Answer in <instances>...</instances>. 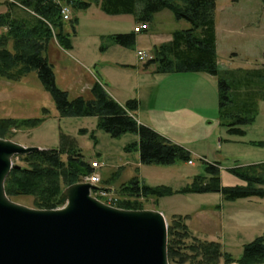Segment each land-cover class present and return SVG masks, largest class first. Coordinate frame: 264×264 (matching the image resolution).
I'll use <instances>...</instances> for the list:
<instances>
[{"label": "rangeland", "instance_id": "374dc122", "mask_svg": "<svg viewBox=\"0 0 264 264\" xmlns=\"http://www.w3.org/2000/svg\"><path fill=\"white\" fill-rule=\"evenodd\" d=\"M6 3L7 0H0V12L7 9ZM74 16L79 18V22L76 26V35H72L73 48L69 50L71 55H68V58L76 66L81 65L80 61L91 66L92 62L100 60L105 54L104 59L114 56L135 69L137 66L144 67L148 57L153 54L155 44L168 39L169 33L175 30L191 27L188 21L177 20L170 11H163L156 16L150 30L136 35L137 42L133 47L114 46L110 49L109 46L110 50L101 51L103 44L108 46L107 39L104 40L103 37L134 32L137 25L135 17L109 16L96 5L76 14L71 12L70 19ZM215 20L220 76L233 85V92L236 89L238 100H242V97L251 89L249 85L256 87L255 81L258 87L263 85V79H255L253 74L259 71L264 73V0H217ZM68 31L72 33L70 27ZM154 34H158L157 38L153 37ZM138 51L148 55L145 61L139 60ZM47 55L51 61H56L59 78L60 68L64 66V63L67 65L71 62H66L63 53L59 55L55 51H49ZM53 56L56 59H53ZM62 60L64 62L60 64ZM134 70L124 68L107 71L104 69L108 83H111L108 84L110 91L121 100L137 101L138 109L148 117L154 112L177 116L178 128L174 129L171 125L168 126V131H172L170 134L179 141V146L191 150L194 165L178 162L168 166H140L139 152L133 149L126 150L127 146L137 142L136 134L127 133L120 138H112L98 126L97 117H62L57 111L52 95L44 88L35 71L20 83L8 82L0 77V119L39 120L34 127L28 124L23 130L12 129L8 136L3 133L0 138L26 147L52 150L61 147L64 136H68L83 151L89 162L96 159L100 162L101 168L98 173L102 178V184H106V181L110 182L121 200L127 201L128 198L119 193V188L134 178H138L149 187L168 188L175 192L158 201L142 200L141 209H132L133 211L162 210L170 219H166L167 225L171 223L174 214L188 216V221L191 217L209 214V212L215 214L218 218L215 221L218 234L214 231L201 236V239L189 229L190 234L201 240L219 242L232 258L240 259L246 245L264 236V198L258 207L249 199L226 201L217 193L196 194L188 191L194 183L195 175L205 174L204 163L200 158L193 156L195 155L193 151L202 154L209 162L219 163V170L222 172L223 169L228 174L233 167L264 163V100L258 99L256 113L252 116L250 113L246 115L251 117V122L242 127L244 135L230 134L219 123L218 79L216 88H212L210 80L204 77L178 80L177 87H171L180 89L181 93L175 95L169 94L165 85L154 87L150 91L151 95L153 94L150 97L152 99L149 100L145 96L140 98V94L134 90L137 80ZM83 129L87 132L83 133ZM13 161L14 164L17 162V160ZM223 180L224 186L246 185L244 181L232 174L228 179L225 176V184ZM232 180L240 181V185H229ZM70 186L72 185L64 186L56 202L57 208L62 206L61 198ZM10 199L17 204L38 209L32 197L22 196ZM115 208L128 210L120 208L118 204ZM192 244L193 239H189L185 246Z\"/></svg>", "mask_w": 264, "mask_h": 264}, {"label": "trees", "instance_id": "16d2710c", "mask_svg": "<svg viewBox=\"0 0 264 264\" xmlns=\"http://www.w3.org/2000/svg\"><path fill=\"white\" fill-rule=\"evenodd\" d=\"M217 0H8L9 11L0 14V77L8 82L20 83L33 71L44 88L52 95L57 111L62 117H97L98 126L112 138H120L127 133L138 136V141L126 150H137L142 165H174L189 163L192 154L185 148L171 142L152 128L144 126L133 116L138 110V102L128 101L120 105L99 83L91 90V98H72L57 81L55 67L49 61L48 50L55 41L69 51L73 48L72 35H76L79 18L74 16L64 21L61 14L63 5L70 7L73 14L89 10L96 5L109 16H134L137 27L153 24L157 14L170 11L177 20L190 23L189 29L176 30L171 40L155 46L151 58L144 68H154L157 74L206 73L219 80V123L230 134L244 135L242 127L251 122L257 112L258 99L264 100V73H254L262 78V87L251 88L242 100H238L233 85L220 76L217 55L216 33ZM18 7L23 15L15 16L12 7ZM70 27L71 32L68 31ZM104 40L122 47H133L136 33L114 34ZM106 46L101 47L104 50ZM255 90L253 92V90ZM250 116H246L247 114ZM39 120L18 118L0 119V136H8L12 129L23 130L24 126H36ZM33 124V125H32ZM86 133V129L82 130ZM14 135V134H13ZM16 166L6 180L9 198L29 196L41 210L57 208L56 202L64 186L82 182V178L92 172L91 163L83 151L64 136L58 149L41 150L27 156H17ZM205 165V174L194 178L188 191L196 194H220L226 201L264 198V163L247 167H235L229 172L244 181L243 186H224L219 163ZM110 183V182H107ZM187 191V190H186ZM119 193L128 198L118 206L128 210H138L142 200L160 198L174 194L168 188H152L138 178L121 185ZM188 216H174L168 224V251L171 264H262L264 263V236L246 245L240 259L232 258L219 242H210L193 237L187 224ZM193 239V244L185 246Z\"/></svg>", "mask_w": 264, "mask_h": 264}, {"label": "water", "instance_id": "95a60500", "mask_svg": "<svg viewBox=\"0 0 264 264\" xmlns=\"http://www.w3.org/2000/svg\"><path fill=\"white\" fill-rule=\"evenodd\" d=\"M39 151L0 138V264H170L164 215L109 206L90 183L67 188L53 210L13 202L5 184L14 158Z\"/></svg>", "mask_w": 264, "mask_h": 264}, {"label": "crops", "instance_id": "0c3cea01", "mask_svg": "<svg viewBox=\"0 0 264 264\" xmlns=\"http://www.w3.org/2000/svg\"><path fill=\"white\" fill-rule=\"evenodd\" d=\"M6 7H7V9H4L3 11H1L0 14H6L9 11L8 6H6ZM12 9H13L12 12L14 13L15 16L23 15L22 10L18 9V7L13 6ZM150 28H151V25H149L148 30H150ZM4 31H5V29L0 28V33H3ZM173 32L169 33L170 35H169L168 39H163L164 41H159L160 43L155 44L154 47L162 45L165 42H169L171 40ZM107 36H109V35H107ZM157 36H158V34L153 35V37H155V38H157ZM136 39H137V36H136ZM159 40H162V39H159ZM136 42H137V40H136ZM104 46H105V44H103L102 47H104ZM114 46H119V45H114V44H111L108 42V46L104 50L101 49V51H106L109 48L112 49V48H114ZM119 47L122 48V46H119ZM115 49H118V48H115ZM218 49H219V45H218V39H217V52H218ZM49 51L50 52L55 51L59 55L63 53L66 62L67 61L71 62V64L67 63V65H66V63H64V66L60 68L61 75L58 78L57 71H56V68H57L56 67V61H51L49 59V61L55 67L56 81H57L58 85L61 88H63L64 90L68 91L72 98H76V97H85L86 99L91 98L92 97L91 96V90L93 88V85L95 83H99L114 98V100H116L120 105L123 106L126 104V102L132 100V99L121 100L119 97L114 95V93H112V91H110V87L108 86V84H111V83H108L109 80H108L106 74L104 73V69H107V71H109V70L115 71L117 69H124V68L132 69V70L135 69L134 67H131L129 64H126L124 61H121V59L117 60L116 58H114V56H110L113 59H111L110 57H108L107 59H104L105 58L104 57L105 54H104L101 56L100 60H98V61L96 60V61L92 62L93 64L91 66L88 64H85L81 61H80L81 65L76 66V64H74L68 58L69 57L68 55H71L70 52L62 49L59 46V44L57 43V41H55L51 44L48 52ZM48 58H49V56H48ZM53 59H56V57L53 56ZM62 62H64V61L62 60L60 64H62ZM78 62H79V60H78ZM121 62H124V63H121ZM79 67H81V68H79ZM73 70H79V71H73ZM134 71L136 72V79H137L135 82V85H134V90H137L138 94H140L139 95L140 98H142V96H145V97H148L149 100H151L152 98L150 99V97L153 96V94L151 95L150 91L154 87H158L161 85H165L167 87L166 90L169 92V94L175 95V94L181 93L179 88H177V89L171 88V87H177L178 80H181V79L187 80V79H193L195 77H204V78L210 80V84H211L212 88H216L217 78L214 76L208 75V74H204V73L157 74L154 72V68H152V67L149 69H146V68L140 67V66H137ZM139 110L140 109H138L134 113V117L136 118V120L140 124L147 126L149 128L155 129L157 131V133H159L163 137H166L170 141L177 142L175 144L178 145L179 141H177V139H175V137H173V135L170 134V132H172V131H170V130L168 131V126H171V125H173L174 129L178 128L177 126H179V121L177 120V116H171L172 114H168V113L154 112V113H150V115L148 117V115L144 114L142 112V110H140V111ZM137 112H139L138 115H137ZM143 114L145 115V117L143 116ZM137 141H138V139H137ZM188 151L191 153L190 149ZM193 152L195 154L193 156L200 158V160L203 159L204 161L209 162L206 159V157L202 156V154L198 153L197 151H193ZM139 161H140V157H139ZM209 163H215V162H209ZM139 164H140V166L142 165L141 162ZM190 165H194V163H192ZM221 173H222V175H221L222 179H224L223 182L225 184V176L228 179V177H230L231 174L229 173L230 174L229 175L227 172H224L223 169H222ZM198 175H202V174H196L195 176H198ZM233 179H236V178H233ZM229 185H240V181L236 182L235 180H232L231 184H229ZM103 186H107V187H111V188L113 187V185H110V183H107V181H106V184H103ZM249 200L254 201L253 205H257L259 207L260 204H262V202H260V201L263 199L252 198ZM159 212H161L167 220H170L166 217V213H164V211L160 210ZM176 215L177 214H174L172 216V218ZM216 220H218V218L215 216V214H211L209 212V214H203V215L191 217L190 220L188 221V224H189L188 226L198 237H200L202 239L201 236L211 234V232L218 230L217 229L218 227L216 226V223H215ZM216 233L218 234V231H216Z\"/></svg>", "mask_w": 264, "mask_h": 264}, {"label": "built area", "instance_id": "2783aa9c", "mask_svg": "<svg viewBox=\"0 0 264 264\" xmlns=\"http://www.w3.org/2000/svg\"><path fill=\"white\" fill-rule=\"evenodd\" d=\"M61 14L63 16L64 21L70 20V14H71L70 7L66 5L63 6ZM147 29H148V26L146 24H143V25H139L138 27H136L135 32L141 33L142 31L147 30ZM147 57L148 56L145 53L138 52V58L140 61H145ZM190 164H192V162H190ZM91 168H92V172L89 175L83 177L82 182L90 183L96 187V189L91 191V194L93 197L97 198L98 200L102 202H105L106 204L110 206L116 207V204H118L120 201V197L117 195V192L115 190L111 188L103 187L101 185L102 178L98 173L99 169L101 168L100 162H98L97 160L91 161Z\"/></svg>", "mask_w": 264, "mask_h": 264}, {"label": "bare ground", "instance_id": "6f19581e", "mask_svg": "<svg viewBox=\"0 0 264 264\" xmlns=\"http://www.w3.org/2000/svg\"><path fill=\"white\" fill-rule=\"evenodd\" d=\"M103 203H105V202H103ZM106 204V203H105ZM108 205V204H107ZM110 206V205H109Z\"/></svg>", "mask_w": 264, "mask_h": 264}]
</instances>
